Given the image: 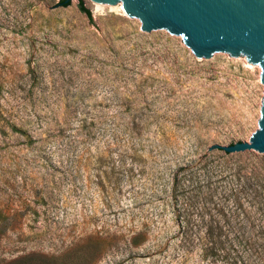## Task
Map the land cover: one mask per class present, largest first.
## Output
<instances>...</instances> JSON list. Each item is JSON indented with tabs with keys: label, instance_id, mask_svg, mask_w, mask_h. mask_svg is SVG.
<instances>
[{
	"label": "rangeland",
	"instance_id": "obj_1",
	"mask_svg": "<svg viewBox=\"0 0 264 264\" xmlns=\"http://www.w3.org/2000/svg\"><path fill=\"white\" fill-rule=\"evenodd\" d=\"M94 4L0 0V261L264 264L260 66Z\"/></svg>",
	"mask_w": 264,
	"mask_h": 264
},
{
	"label": "water",
	"instance_id": "obj_2",
	"mask_svg": "<svg viewBox=\"0 0 264 264\" xmlns=\"http://www.w3.org/2000/svg\"><path fill=\"white\" fill-rule=\"evenodd\" d=\"M67 1V0H64ZM114 4L141 22L143 31L173 33L199 59L225 54L261 68L264 85V0H91ZM226 153L254 150L264 156V100L258 129L249 141L214 144Z\"/></svg>",
	"mask_w": 264,
	"mask_h": 264
},
{
	"label": "trees",
	"instance_id": "obj_3",
	"mask_svg": "<svg viewBox=\"0 0 264 264\" xmlns=\"http://www.w3.org/2000/svg\"><path fill=\"white\" fill-rule=\"evenodd\" d=\"M61 3L66 4V1L61 0ZM81 9L83 11H85L86 13H89L88 10L86 8H83L81 6ZM174 179H177L178 177V172L176 174H174ZM174 190H176V188H173ZM186 188H180L179 194L181 195V201L178 202L176 195H174V199H175V203L176 205L179 207L180 210H182V214L183 217L180 220V224H179V232L181 234V246L182 247H186L189 244V237L187 236V225H186V212H187V200H186ZM188 252L187 250H185L183 253ZM184 256V255H183ZM65 257L64 254L61 255H45V254H41V253H28V254H24L16 259L10 260L8 262H2L0 261V264H59V261L63 260ZM87 258L85 256H80V257H76V258H72V259H67V263L69 262L71 264V262L73 264H86Z\"/></svg>",
	"mask_w": 264,
	"mask_h": 264
},
{
	"label": "bare ground",
	"instance_id": "obj_4",
	"mask_svg": "<svg viewBox=\"0 0 264 264\" xmlns=\"http://www.w3.org/2000/svg\"><path fill=\"white\" fill-rule=\"evenodd\" d=\"M102 5V3H95L94 4V10H99L100 9V6ZM115 7H118L119 8V10H122L123 9V7H122V5L121 4H117V5H114Z\"/></svg>",
	"mask_w": 264,
	"mask_h": 264
}]
</instances>
